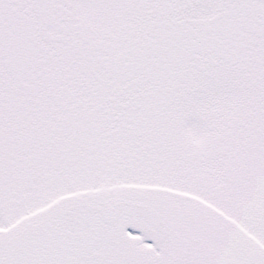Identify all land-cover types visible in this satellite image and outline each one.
<instances>
[{"label": "snow or ice", "instance_id": "6c2138e0", "mask_svg": "<svg viewBox=\"0 0 264 264\" xmlns=\"http://www.w3.org/2000/svg\"><path fill=\"white\" fill-rule=\"evenodd\" d=\"M0 264H264V0H0Z\"/></svg>", "mask_w": 264, "mask_h": 264}]
</instances>
